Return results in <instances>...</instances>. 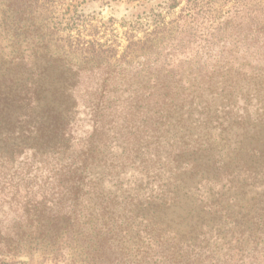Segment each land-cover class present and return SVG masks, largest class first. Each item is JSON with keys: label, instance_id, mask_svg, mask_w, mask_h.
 Masks as SVG:
<instances>
[{"label": "rangeland", "instance_id": "rangeland-1", "mask_svg": "<svg viewBox=\"0 0 264 264\" xmlns=\"http://www.w3.org/2000/svg\"><path fill=\"white\" fill-rule=\"evenodd\" d=\"M53 1L44 18L49 26L57 24L63 39L80 38L97 50L115 47L117 53L91 59L65 47L57 50L54 45L50 46L51 53H36L33 38L22 35L17 45L13 32L0 22V264H88V254L93 255L94 241L89 239L93 233L79 229L81 217L73 218L72 229L67 232L70 239L59 238L54 246L34 241L35 220L44 198L57 194L59 204H70L61 196L65 193L68 198L71 193L78 204L76 215L80 192L76 196L69 191L74 185H84L86 200L95 199L97 193L99 198L110 195L121 200L127 191H143L140 188H153L157 196L158 184L165 193L176 186L168 181L175 164L189 168L186 163L197 159L199 151L209 147L221 150V139H229L232 128L238 127L241 133L250 121L256 130L264 129V72L257 68L259 61L264 65V49L253 47L249 39L237 42L235 22L226 24V17L211 19L208 25L215 30L196 26L193 34L191 27L184 28L189 41L185 48L191 52L195 43L193 58L166 59L165 50L129 59L125 54L129 24L139 22L143 30L152 26V17L163 9L166 0ZM141 31H137V38L143 37ZM230 67L232 70H226ZM255 67L256 72L252 70ZM163 75L172 82L174 76L188 80L200 76L202 81L183 83L171 104L161 107L157 84ZM35 87L42 101L40 116L29 109L35 106L31 100ZM144 91L151 93V98L137 99ZM190 92H194L193 98L186 97ZM64 95L71 100L65 101ZM48 108L73 113L72 119H67L71 123L64 136L71 137L68 142L53 138L43 145L37 141L39 131L48 126L62 129L63 123L56 124L46 116ZM235 116L248 121L240 123ZM38 126L41 130L36 132ZM223 129L229 132L221 137ZM253 136L252 144L264 143V132ZM234 171L236 175H225L219 185L204 184L199 192L181 191L183 208H176L169 218L188 232L180 217L188 222L190 210L199 211L201 195L204 204H221L230 220L260 217L253 223L264 224V173ZM190 186L198 187L194 183ZM93 187L96 192L92 196ZM191 223L194 225L195 220ZM228 225L224 222L219 232L209 229L204 243L220 264H226V240L232 232ZM258 230L263 232L264 228ZM254 248L245 245V252L254 256L245 264H264V255L254 254ZM231 256L236 260L238 251L233 249ZM48 258H54L53 262L46 261Z\"/></svg>", "mask_w": 264, "mask_h": 264}, {"label": "trees", "instance_id": "trees-1", "mask_svg": "<svg viewBox=\"0 0 264 264\" xmlns=\"http://www.w3.org/2000/svg\"><path fill=\"white\" fill-rule=\"evenodd\" d=\"M56 3L61 2L56 1ZM53 4V0H0V22L13 32V41L17 45H19L18 42L22 35L33 38L34 45H36L34 52L36 53L43 50L46 53H51V45L60 51L64 47L68 48L69 51L86 55L91 59H98L105 53L113 57L117 53L115 47L97 50L90 42H83L80 38L77 40L74 38L72 41L63 39L57 24L49 26L47 18H44L45 13ZM251 4H255V6ZM222 11L223 13H221ZM224 17H226V24L236 23L237 42L249 39L253 47L257 46L258 50L264 49V0H208V2L205 0H166L163 9L152 17V26L143 30L140 29L139 22L129 24L131 34L127 36L126 57L140 59L147 55L150 56L152 51L160 54L166 50V59L183 57L187 60L193 58L195 43H192L191 52L185 48L189 41L187 42L188 37L184 36V28L191 27V34L195 33L194 27L196 26L199 28L204 25L201 29L209 27L215 30L208 25L209 20H224ZM138 30H142L143 37L137 38ZM217 30L220 28L217 27ZM223 30L226 31L225 27ZM189 38L191 40L192 36L190 35ZM57 42L61 44L58 45ZM263 67L264 65L259 61L257 68L264 72ZM226 70H232V68H226ZM252 70L257 71L256 67ZM174 78L175 82H172L168 75H163L161 84H157V103L161 107H168L171 104L170 100L183 83L202 81L200 76H195L193 80L184 79L181 76H174ZM139 92L141 93V91ZM190 93L186 95L187 98L194 97V92ZM31 95L35 106L33 109L29 107V109L32 113L40 116L43 114L40 112V103H42L40 90L35 87L31 91ZM145 95L148 97L143 98ZM151 95L148 91H144L142 95H137V99L149 100ZM64 100H71V97L64 95ZM45 107L47 105H43V108ZM72 114L71 110L62 114L61 111L55 112L53 108H48L46 116H51L56 124L63 123V126H61L62 129H58L54 125L48 126L46 130H41L38 126L36 132L41 131H39L37 141L43 145L50 143L53 138L68 142L71 137L64 136L71 123L67 119H72ZM239 117L235 116L234 119L240 123L248 121V119L239 120ZM249 124L250 121L244 124V130L241 133L237 132L238 127L232 128L231 137L226 141L224 138L221 139L223 142L220 145L221 150L209 147L199 151L200 155L197 159L186 163V165H191L189 168H181L179 164H175L171 168L168 181L173 182L176 186L166 193L163 191L165 188H161L162 185L158 184L156 189L157 192L160 190V195L157 196L154 195L153 188L150 190L140 188L143 191L134 193L127 191L126 197L121 200L110 195L99 198L98 193L95 199L88 197L86 200L84 197L87 192L84 190V185H74L69 191L74 192L76 196L77 192H80L79 210L76 215H74V211L76 212L75 207L78 204L74 203L75 196L70 197L71 193L68 194V198L63 192L61 196V199L66 197L70 204H59L60 197H57V194H54L55 197L51 195L49 199L44 198L43 209L38 215L39 218L35 220L37 237L34 241L41 240L54 246L58 244L59 238L70 239L67 232L72 229V220L73 218L76 220L77 216L83 220L78 226L79 229L85 230L86 233H93V236H88L90 240L94 241L93 255L88 254L91 258L88 264H92V262H96V264H220V259L211 254L208 246L205 245L207 243L206 236L207 233H211L212 228L219 232V228L228 221L232 232L226 240L228 253L223 262L233 264V261L236 264H245V260H254V256L250 257L245 252V245H255L253 253L264 255V247H261L264 245V231L258 230L260 226L264 228V224L253 223L259 222L260 217L251 219L242 217L230 220L229 214L221 204L214 201L204 204L203 197L198 195L201 204L196 209L199 211L190 210L187 214L190 217L188 222L185 218L180 217L179 222H183L189 227L188 232H184L177 222L169 218L170 214L175 213L176 208H183L180 200V192L183 190L199 192L200 187L204 184L219 185L225 175L234 176L237 174L234 169L249 175L264 173V143L252 144V139L255 137L253 135H261L264 129L256 130V126L251 127ZM228 132L227 129H223L220 136L223 137ZM227 142L232 144L228 145ZM53 147L55 145L51 148ZM227 150L229 151L226 152ZM37 151L39 150L37 149ZM247 159L251 161V164ZM259 167L260 170H257ZM66 173H70V170ZM66 173L63 176H66ZM192 183L198 187H191ZM92 191L90 194L93 196L96 192L94 187ZM243 219L246 220L243 221ZM192 220H195L194 225L191 223ZM233 249H236L239 254L236 260L231 256ZM53 260L54 258L46 259L49 262H53Z\"/></svg>", "mask_w": 264, "mask_h": 264}]
</instances>
